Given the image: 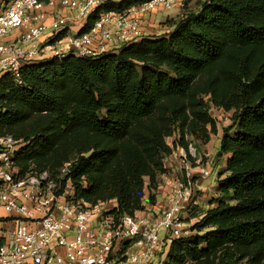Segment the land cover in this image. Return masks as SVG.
I'll list each match as a JSON object with an SVG mask.
<instances>
[{"label": "trees", "instance_id": "1", "mask_svg": "<svg viewBox=\"0 0 264 264\" xmlns=\"http://www.w3.org/2000/svg\"><path fill=\"white\" fill-rule=\"evenodd\" d=\"M145 1L107 2L83 30ZM198 1L165 35L33 63L19 81L1 76L0 136L18 141L22 174L71 163L77 199L114 200V212L132 216L155 204L167 137L179 132L185 148L186 134L209 142L211 106L223 108L232 114L219 153L230 158L215 206L171 243L165 264H264V0Z\"/></svg>", "mask_w": 264, "mask_h": 264}, {"label": "built area", "instance_id": "2", "mask_svg": "<svg viewBox=\"0 0 264 264\" xmlns=\"http://www.w3.org/2000/svg\"><path fill=\"white\" fill-rule=\"evenodd\" d=\"M110 1L121 0H0V78L8 74L19 81L21 70L33 63L95 58L137 44L148 37L146 16L185 0H148L123 12H101L84 31L94 11ZM212 111L215 121L216 115L230 119L223 108L212 105ZM187 143L169 155L176 165L163 204L131 216L114 212V200L77 199L67 177L71 163L56 175L22 174L15 161L18 141L0 136V209L9 214L0 217V264H165L171 243L194 235L193 226L205 215L190 216L201 189L192 170L201 159ZM209 175L201 168L199 178Z\"/></svg>", "mask_w": 264, "mask_h": 264}, {"label": "crops", "instance_id": "3", "mask_svg": "<svg viewBox=\"0 0 264 264\" xmlns=\"http://www.w3.org/2000/svg\"><path fill=\"white\" fill-rule=\"evenodd\" d=\"M160 13L162 15H160ZM158 12L156 14H153L151 16H146L144 18V30L148 36H155L158 32H171L173 30L172 22L173 20H177L183 15L181 8H175L171 10L170 12L164 13V12ZM166 21V29L162 30V26H160V23ZM221 137H222V130L218 128V134L216 136L212 137L209 142H201L202 145L198 146L199 153L202 152L204 157L206 158L205 164H203L202 157L201 164L199 166H194L192 172L195 175V178H199L201 174V168L206 166L207 168L209 166H212L217 172H218V178H217V184L214 187L217 193L218 188V181L220 179H223L226 174L225 168L227 160L230 158L229 154H220V145H221ZM208 159V160H207ZM164 165L167 169V173L169 174L171 171H174L173 167H175L176 162L171 156H167L164 159ZM164 175H162L163 177ZM198 184L200 187H203L206 191L205 195L199 199V204L194 207V210L191 212L190 216L193 217L195 215V211L200 213H206L210 208L214 207L215 204L211 202L213 198L217 197V194H212L211 192V180H205L202 178L198 179ZM155 204L151 205L146 203V208L153 207L158 208L160 207L164 200L165 196L167 194V187H163L158 184L157 189L155 190ZM207 195L209 197L207 198ZM9 214L5 212L4 210L0 209V217H6ZM15 218V215H12Z\"/></svg>", "mask_w": 264, "mask_h": 264}, {"label": "rangeland", "instance_id": "4", "mask_svg": "<svg viewBox=\"0 0 264 264\" xmlns=\"http://www.w3.org/2000/svg\"><path fill=\"white\" fill-rule=\"evenodd\" d=\"M42 1H47V0H42ZM198 0H185L184 1V3H183V6H179V7H175V8H181L182 9V12L184 13V11H186V10H195V9H197L199 6H198ZM175 8H173V9H175ZM172 9V10H173ZM171 11V10H170ZM170 11H159V13L160 12H164V13H167V12H170ZM62 12L64 13V14H67V15H71L72 13L71 12H69V11H67L66 13H65V11L64 10H62ZM158 13V12H157ZM156 14V13H155ZM160 15H162L161 13H160ZM78 27L80 26L81 27V23L80 24H78L77 25ZM160 26H162V30H165L166 29V21H164V22H162V23H160ZM168 32H162V31H160V32H158L155 36H162V35H165V34H167ZM211 112V111H210ZM227 113H228V115L231 117V112H228L227 111ZM211 114H214L213 113V111L211 112ZM219 114V113H218ZM214 116V115H213ZM216 117V125H217V127L220 129V130H223V128L224 127H227L230 123H231V120L229 119V120H227V121H224V120H222V116L221 115H216L215 116ZM234 131H232V133H233ZM214 136H216V135H213L212 137H214ZM211 137V138H212ZM179 138H180V135H179V132H176V133H174L173 135H171V136H169V137H167V143H168V145L169 146H171L172 147V151H173V149H176L177 148V146H179V145H181V143H180V141H179ZM185 142H192L193 143V145L196 147V149L198 150V146H200V145H202V143L200 142V141H198V140H195L193 137H192V135H187V138L185 137ZM176 144V145H175ZM198 152H199V150H198ZM199 155L202 157V161H203V164H205V161H206V158L204 157V155H203V153L202 152H200L199 153ZM208 160V159H207ZM194 165H196V164H194ZM36 167V165H33L32 167H30V169H33V170H35L34 168ZM204 167H206V166H204ZM207 168V167H206ZM208 170H209V172H210V175H209V177L208 178H205V180H211V192H212V194H217L216 193V190H215V186H216V184H217V176H218V172L212 167V166H209L208 168H207ZM175 171H171L169 174H166V173H164V174H162V175H164L163 177H162V175H159V177H158V184L160 183V185H162L163 187H167V185L169 184V181H170V179H172L173 178V173H174ZM199 179V178H198ZM198 179L197 178H195V180L198 182ZM196 182V183H197ZM158 187V186H157ZM201 189H198V191H197V193H198V196H199V199L201 198V197H203L204 195H205V193H206V191H205V189L203 188V187H200ZM209 197V195H207V198ZM144 206H145V208H146V203H145V201H144Z\"/></svg>", "mask_w": 264, "mask_h": 264}]
</instances>
